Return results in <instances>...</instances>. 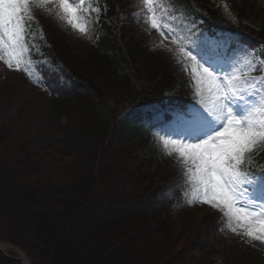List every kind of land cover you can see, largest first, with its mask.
Here are the masks:
<instances>
[{
    "label": "rangeland",
    "instance_id": "374dc122",
    "mask_svg": "<svg viewBox=\"0 0 264 264\" xmlns=\"http://www.w3.org/2000/svg\"><path fill=\"white\" fill-rule=\"evenodd\" d=\"M115 1L117 6L120 7V17L118 19L108 18L107 24L102 26L101 22L105 15V9L101 4V0H83L79 7L84 5L85 11H87L86 18L88 19L85 22L81 19L79 22L86 25L87 28L92 27L93 30L99 25L96 32H101L103 35L106 32L109 33V31L114 33L118 26L123 25L125 29L122 32L124 37L121 35V41L124 45L132 46L143 43L146 46H153L154 40H156L153 37V28L146 22L138 24L139 21L136 18L127 19L128 16H133V14L141 11L142 0ZM75 2L76 0L73 1V3ZM41 5L37 0H30L31 12L25 13L24 24L28 22L30 26L25 24V46L22 50L21 70H16L15 61H13L12 68L9 69L5 63L6 53L0 54L5 57L4 60H0V125H3L7 119L17 114L19 110H29L27 116H30L32 130L35 131L43 117L49 116L52 109L55 111L51 99L53 97L45 94V88L39 81L40 71L43 68L56 70L60 68L58 64L52 63L48 55L45 56L48 54L46 48L51 51L52 40L56 41L63 59L66 62L68 60L69 65L75 66L74 68L79 73L85 74L88 70L91 75L94 73L95 86H97L95 88H98L97 93L103 96L100 103L95 100L96 109H101L106 120H110V125H107V127L104 123L106 128L104 129L112 138L110 145L107 147V151L112 154L107 159L104 157L102 162L111 164V167H114L113 171L115 168L116 170L114 178L111 179L110 176V182L108 180L106 185L102 186V190L105 192L94 197L95 199L90 201L91 204L88 205V210L86 209L87 212L86 210L83 211L86 213L83 222L86 225V230L82 231L84 233L83 237L71 238L81 247H84V244L87 243L90 247L95 248L96 256L93 255L92 257L89 254V259H91L89 262L92 264H264V243L252 240L242 234L233 233L227 226L229 223L228 218L222 212L214 210L199 201L202 192L197 191L198 186L190 178L187 171L191 164H185L179 153L173 148V142L179 145L189 142L194 143L195 141H188L182 136L169 135L165 131V125L157 119L158 117L166 118L171 115L173 110L177 109L170 106L162 107L156 102H147L142 104L141 107L131 109L132 117L136 113L140 114L142 122L146 121L148 125L154 126L156 133L147 145L136 140L122 144L118 138V129L116 125L112 124L111 120L118 121L115 109H120L124 102L128 103L127 97L130 95L134 97L136 89L132 88L127 82L114 78L113 75L107 72L108 70H96L89 64L94 60L90 59L89 56L91 45L87 38L85 39L80 31L67 24L58 12L54 2L50 3L48 9L45 8L44 10H41ZM215 5H219L220 13L233 20L237 25L247 24L264 35V0H217ZM89 9L92 10L88 11ZM137 18L139 19V16ZM194 35L202 37L198 32ZM204 39H208V42H215L220 46V50L230 49L235 54L229 56L223 54V59L226 62L225 66L229 69L227 73L229 78L239 76L242 81L252 77L255 78L251 83L242 84V91L247 90L249 93L254 94L259 90L260 93H264V85L261 84V81L264 80V73H249V71H253L255 65H264V60L258 53L261 46L250 47L244 44L240 41L238 33L227 32L225 35H211ZM33 53L37 55L34 56ZM164 56L163 53L161 56L155 53L153 56L145 57V63L137 61L135 66L138 79L143 83L147 81L151 84H155V81L160 80V75L154 78L152 74L162 73L160 70L164 64V58H162ZM154 63H158L160 67L155 66ZM89 65L93 67L92 70H90ZM249 65L252 67L249 68ZM203 67H210L212 71H216L214 66L203 65L199 72H202ZM219 75L220 73L217 72V76ZM195 88L196 94L188 97L179 92V90L183 91L180 86L168 91V93H174L175 96H180L183 100L188 99V103L192 104L191 108L207 109L210 107L207 78L201 80L198 77ZM85 109V105L70 104L68 107L63 106L59 112L64 116L61 120L62 123H65V120L74 122L76 118L81 116L79 115L81 111H85ZM189 109L187 108L183 112H188ZM257 109H259V105H257ZM261 118L264 117L257 111L255 119ZM3 138L0 136V152L7 145V141L4 145ZM109 140L105 142V145ZM165 142H167V147ZM14 148L15 146L12 147V151H15ZM10 152L11 149L8 153ZM11 155L5 154V157L8 158L9 167L10 165L12 167V164L15 167V159L13 158L12 162V158L9 159ZM1 158H4V155ZM123 158L125 160L122 163L121 159ZM65 159H71V156ZM3 160L0 159V186L5 188V193L1 197L4 201L16 203L19 199H22L18 196L19 188L15 186L14 175H10V172H7V175L4 174L5 165ZM118 160H120V165H116ZM144 168L146 172L143 171ZM94 169L95 174L98 175L100 165L99 168L95 166ZM242 171L264 172V145L258 146L247 154ZM147 172L149 178L147 184L151 185V188L144 189L143 185L146 183L139 184L136 177L142 173L147 174ZM118 178L119 181L116 183L115 180ZM30 179L34 178L30 177ZM141 189H144V191L141 192ZM153 191L158 194L164 191L165 196L170 195L174 200L175 205L171 209L172 217L169 218L171 224H169V228L172 230L169 235H166L167 229H164L168 227L159 228L158 223L161 216L155 215L153 210H140L136 213H129L125 210V204L118 203L125 198L139 195L142 197L147 194L146 197L150 198ZM99 196L102 198L99 199ZM84 203H88V200ZM26 206L27 204L23 205V207ZM131 207L139 208L137 205ZM8 218L5 216L0 217V231L5 235H9L13 241L28 243L27 238L30 237L25 235L21 226ZM90 218L96 219L92 222ZM232 224L235 226L234 221H232ZM157 230H160V233ZM238 231L242 230L238 229ZM3 249L8 253H15L13 248L5 247ZM208 257L213 260L209 262ZM43 263L45 262L41 259L39 264ZM48 264H56V262L52 261Z\"/></svg>",
    "mask_w": 264,
    "mask_h": 264
},
{
    "label": "trees",
    "instance_id": "16d2710c",
    "mask_svg": "<svg viewBox=\"0 0 264 264\" xmlns=\"http://www.w3.org/2000/svg\"><path fill=\"white\" fill-rule=\"evenodd\" d=\"M158 1L160 2L157 3ZM158 1H155V8H153V16L157 23L165 20L185 21L186 23H198L199 21L208 30H213L215 23L216 25L218 23L217 26L221 29L233 27L221 16L218 7L211 6L216 3L215 0ZM106 6L109 16L117 15L118 6L114 0H106ZM44 7L48 9V5ZM241 28L245 29L244 32L248 39L264 40L262 32L244 24ZM124 29L123 25L118 26L114 34H105L101 37L87 30L85 37L91 45L89 56L94 60L89 64L96 70H108L107 72L114 78L123 80L136 89L135 93L138 95L128 96L126 99L128 103L124 102L120 109H115L118 121L111 120V122L116 125L118 138L122 144L136 140L147 145L153 135L152 127L141 122L136 115L132 117L126 109L152 101L165 104L164 102L168 99L167 103L174 102V98L168 97L166 91L176 89L177 86L183 90H179L182 95L187 97L195 95L199 62L190 60L186 55L189 50L185 49V52H181L180 48L160 38L157 30V32L154 30L153 37L156 40L153 46H146L143 43L132 46L121 44L120 36L124 34L122 33ZM51 44L52 48L51 51L49 49V53L53 57V62L60 61L63 65L60 72L45 69L43 76L46 86L45 94L53 97L51 99L55 111L52 109L49 116L43 117L35 131L32 130L30 116H27L29 110H19L17 114L0 125V136L4 137L2 140L4 145L7 141V145L0 152V159H4L5 165V169L2 170L5 171V175L7 172L14 175L15 186L19 188L18 196L22 198L16 203L4 201L1 196L4 195L5 188L0 186V217L5 216L9 217V220H14L18 226H21L25 235L30 237L27 238L28 243H18L0 231V239L21 246L32 264H39L41 259L47 264L52 261L56 264H92L89 262L91 260L89 254L92 257L96 256L95 248L87 243L81 247L71 238L83 237V232L86 230V225L83 224L86 213L83 211L88 210V205L95 199L94 197L105 192L102 186L106 185L108 180L110 182L109 177L114 178L116 168L113 171L114 167H111V164L102 162L104 157L107 159L112 154L107 151L112 138L108 135L109 133L105 132L104 126V123L106 127L110 125V120H106L101 109H96V101L100 103L103 96L98 94V88H95L97 86H95L94 73L91 75L89 70L85 74L79 73L74 68L75 66L69 65L68 60L66 62L63 59L56 41L52 40ZM155 53L160 56L162 53L165 55L162 57L164 58L163 70L162 68L160 70L162 73L152 74L154 78L160 75L161 79L155 81V84L147 81L143 83L137 77L135 63L137 61L145 63V57L153 56ZM91 65H89L90 70L93 68ZM155 66L160 67L158 63ZM63 75L67 79L64 83L60 79ZM70 104L85 105L86 109L81 111L82 114H79L81 116L74 122L65 120V123H62L64 116L59 112L63 106L68 107ZM108 139L110 140L105 145ZM14 146L15 151H12ZM9 149H11L10 153H8ZM13 153H15V158ZM5 154H12L9 159L12 158L11 162L15 159V167L13 164L9 167ZM3 155L4 158H1ZM70 156L71 159H65ZM121 160L123 163L125 159ZM98 164L100 170L97 175L93 168L95 166L99 168ZM116 165H120V160L116 161ZM145 170L144 168L143 171ZM136 179L139 184L146 183L143 185L144 189L151 188V185L147 184L148 172L147 174L142 173ZM115 181L117 183L119 178ZM118 185L120 186V183ZM146 196L147 194L142 197L139 195L125 198L118 203L125 204V210L129 213L153 210L155 215L161 216L158 223L159 228L168 227L164 229H167L166 235H169L172 231L169 228L172 202L162 193L158 194L154 191L150 198ZM86 200L88 203L85 204ZM24 204L27 206L23 207ZM134 205L139 208L131 207ZM95 219L90 218L92 222ZM157 231L160 233V230ZM207 260L211 262L213 259L208 257ZM0 264L21 263L0 252Z\"/></svg>",
    "mask_w": 264,
    "mask_h": 264
},
{
    "label": "snow or ice",
    "instance_id": "6c2138e0",
    "mask_svg": "<svg viewBox=\"0 0 264 264\" xmlns=\"http://www.w3.org/2000/svg\"><path fill=\"white\" fill-rule=\"evenodd\" d=\"M37 2H54L68 25L81 33L87 31L78 15L83 0ZM29 5L30 0H0V54L6 53L5 63L9 69L15 61L16 70H21L26 33L24 20L25 13L31 12ZM151 27L164 28V25H158L153 18ZM219 48L215 42L202 41L200 46H192L191 51L186 52L190 60L198 59L203 65L216 68L212 71L210 67H203L202 72L196 73L201 80L207 78L210 107L190 108L188 112L177 109L170 116L157 119L165 125L169 135L195 141L179 145L173 142V148L185 164H191L187 171L198 186L197 191L202 192L199 201L222 212L233 233L264 243V172L241 170L247 154L264 145V118L255 119L257 111L264 117V93L242 91L241 85L255 78L243 81L239 76L229 78V69ZM180 50L185 52L184 48ZM4 59V55H0V60ZM261 84L264 85V80Z\"/></svg>",
    "mask_w": 264,
    "mask_h": 264
}]
</instances>
